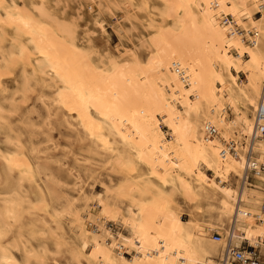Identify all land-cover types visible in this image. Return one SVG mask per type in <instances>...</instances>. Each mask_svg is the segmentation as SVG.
Segmentation results:
<instances>
[{
	"label": "bare ground",
	"instance_id": "6f19581e",
	"mask_svg": "<svg viewBox=\"0 0 264 264\" xmlns=\"http://www.w3.org/2000/svg\"><path fill=\"white\" fill-rule=\"evenodd\" d=\"M263 36L264 0H0V264H221L264 247L248 189H264ZM54 185L77 196L58 206Z\"/></svg>",
	"mask_w": 264,
	"mask_h": 264
},
{
	"label": "rangeland",
	"instance_id": "374dc122",
	"mask_svg": "<svg viewBox=\"0 0 264 264\" xmlns=\"http://www.w3.org/2000/svg\"><path fill=\"white\" fill-rule=\"evenodd\" d=\"M261 18L260 14H257L256 15V19L259 20ZM251 36L253 38H256L257 36V33H256V30L255 28L252 29V33H251ZM263 39V42H264V36L262 37ZM111 41L113 44H119V39L117 38V36L114 35L113 32H111ZM240 76L243 78V74L240 73ZM241 98V97H239ZM244 104H245V101L244 99L241 98V100L239 101V105L241 108H244ZM35 106L36 108L35 109H38L41 113L44 112V109L40 106V104L38 102L35 103ZM252 110L256 112L257 110V103L254 104L252 106ZM252 110L249 109V113H252ZM37 114L35 113L34 114V117H36ZM40 121V119L38 120ZM55 124H56V127L58 129H55L53 131L54 133V137L55 139L62 143V144H67L69 142V138H68V135L70 134V132L68 131L67 128H65L61 123H60V120L55 118ZM37 133H39L38 130H36ZM37 133H35V135H37ZM39 139H43V136H39ZM46 146V144H45ZM79 147V144L76 145V149ZM82 151L86 152V148L83 147L81 148ZM55 154V153H54ZM56 154L58 155H62V149H58L56 151ZM201 154L202 156H204L205 158H207L211 163L217 161L218 159V154H217V151L214 150L211 146H210V143L207 141L205 143V146L204 148L201 150ZM236 155V154H235ZM49 168L51 171H53L60 179H62L63 181H67V182H70L69 179L67 178V173L64 169H61L59 168L56 163L54 162H51L49 163ZM223 168L224 169H229V166H227L226 164L223 165ZM97 169V168H96ZM232 174L230 176L227 177V179L230 181V183L235 186V187H239V186H242L243 185V181H242V178L236 176L234 173L235 171L233 172V169L231 168L230 169ZM253 182H257L256 179H251ZM218 181H221L220 179H218ZM59 191V197H58V200H57V205L58 206H62L66 203V199H67V196L65 194V191L70 193L69 196H77V193H75L74 191H72L69 186H64L63 188H60L56 185H54ZM6 187L7 185H4V182H3V179L0 180V191H4L6 190ZM100 189V188H99ZM248 189L249 191H253V193L259 195L262 197V199H264V189H257V188H253V187H250L248 186ZM122 207L125 208V202L122 203ZM260 210L262 211L263 215H264V200L261 201V205H260ZM108 226L113 228L114 230H120L119 226L117 225H114L112 223H108ZM127 229L128 228H124V232H127ZM249 229L250 231L254 232V234L256 236L259 237V239L262 240V243H264V217H261V216H258V217H253L251 220H250V225H249ZM16 232V230L14 229V233ZM32 243L33 245H36L37 244V241L36 240H32ZM245 246L246 248H250L252 246H248L247 243L243 242L242 244V247ZM259 251H260V264H264V247H262L261 245H257L256 246ZM246 250V249H245ZM17 254H20V252H18ZM59 261L61 262H65L66 261V257L63 259L62 257H59L58 258Z\"/></svg>",
	"mask_w": 264,
	"mask_h": 264
},
{
	"label": "built area",
	"instance_id": "2783aa9c",
	"mask_svg": "<svg viewBox=\"0 0 264 264\" xmlns=\"http://www.w3.org/2000/svg\"><path fill=\"white\" fill-rule=\"evenodd\" d=\"M257 112H258L257 117H262L261 115H264V105L260 104ZM257 127L259 132L261 134H264V123H258ZM207 128L209 132L214 131V127L212 124H208ZM213 235L215 238L219 237V233L217 232H214ZM244 249L247 250V254L245 253ZM226 259H224L223 263L221 264H260L261 262L260 251L257 247H250V248H246L245 246L241 248L235 247L231 250L230 255L226 257Z\"/></svg>",
	"mask_w": 264,
	"mask_h": 264
}]
</instances>
